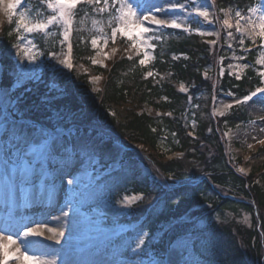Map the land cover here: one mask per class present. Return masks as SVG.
<instances>
[{
	"label": "trees",
	"instance_id": "trees-1",
	"mask_svg": "<svg viewBox=\"0 0 264 264\" xmlns=\"http://www.w3.org/2000/svg\"><path fill=\"white\" fill-rule=\"evenodd\" d=\"M32 3L35 9L45 8L41 0ZM253 3L254 0H215L217 20L223 18L220 9L247 11ZM84 15L78 12L70 38L72 68L57 63L53 69L49 63L39 81L16 91L15 119L0 106L1 121L10 120L17 126V121L23 120L29 127H43L47 132L61 129L69 133L63 135L66 145L90 150L100 159L110 155L114 142L128 148L125 159L130 164L142 155L158 181L149 186L133 178L130 184L135 192L142 191L145 196L134 206V213L121 222L146 216L151 237L147 248L165 251L168 239L183 232L201 230L203 237L207 229H198L199 222L206 220L219 240L218 246L213 242V251L207 255L214 259L209 264H264V187L259 184L264 171L261 175L238 172L224 141L228 127L247 123L249 117L241 107L232 108L226 116L213 115L214 98L219 94L233 92L244 97L260 84L254 64L258 50L246 54L250 67L242 79L228 73L218 76L219 60L228 56L224 46L226 30L218 22L221 37L216 45L195 33L170 29L158 35L150 66L142 67L138 57L129 59L123 54L103 68L92 65L91 39L96 34L110 35L107 16L95 17L99 22L93 23V15L82 19ZM192 23L197 26L196 19ZM15 27L16 20L3 25L0 53L13 45ZM34 36L45 59L53 53L59 59L65 57L67 46L60 45L58 33ZM119 44L124 46V40ZM173 55H183L185 59L174 60ZM52 59L53 56L49 62ZM0 66H4L0 69V90L9 89L14 84L10 61L1 60ZM148 72L153 75L147 76ZM97 75L102 76L100 89L92 91L91 79ZM182 83L188 92L180 91ZM53 84L61 90L52 89ZM146 106L152 109L150 114L145 112ZM193 120L197 122L195 136L189 134ZM165 130L175 137L165 140ZM162 143L166 148H160ZM260 150L264 151V147ZM174 152L180 157L167 159L166 155ZM159 176L169 183L184 182L170 188ZM242 212L251 216L249 228L234 224ZM230 213L235 217L227 222Z\"/></svg>",
	"mask_w": 264,
	"mask_h": 264
},
{
	"label": "rangeland",
	"instance_id": "rangeland-1",
	"mask_svg": "<svg viewBox=\"0 0 264 264\" xmlns=\"http://www.w3.org/2000/svg\"><path fill=\"white\" fill-rule=\"evenodd\" d=\"M29 1L30 0H21V5L17 7L16 15L12 17L11 21L17 20L18 13L25 10L26 6L32 9L31 14L33 18H39L37 13L47 15V10H36L31 4V1ZM9 2H11V0H0V30L3 24L10 21L9 15L6 11V6ZM132 2L134 5H143L139 11L144 14H148V9L153 5L167 6V0H132ZM171 3L184 4L187 11H180L177 9L175 11H169L166 14L155 13L157 17L176 20L177 23L182 25L178 30L184 31V27H188L193 31L186 32H194L198 34L200 30H203L206 32L219 33V36H201L206 39V41L217 40L218 42L221 37L218 22L220 23V26H222L223 20L225 18H230L233 28L227 29L224 27L223 29L227 30V32L232 31L235 39L229 38L228 35L226 36L224 46L225 52L228 56L227 58H220L216 71L218 72V76L221 77L226 73H229L232 77L241 79L250 67V64L246 60V56L241 52L244 50L248 41L254 46L258 45L261 47L259 37H256L255 43H253V39L248 36L247 32H245L243 37L240 34L235 33V20L231 19L234 16V10L232 8L221 11L223 18L217 20L216 6L212 7L210 0H171ZM202 4H204L212 16L215 17L212 23L203 22L202 18L192 11L193 6L200 7ZM257 5L259 6V14L264 15V0H256L252 4V7ZM243 15L251 17L253 21L256 20V17L248 11ZM195 18L198 19V24L197 28L194 29L191 22H193ZM242 24L245 28L253 26L251 22H242ZM145 26H149L147 21H145ZM150 27L157 28L155 25H151ZM167 29L173 28H157L155 36L161 34ZM50 32L52 36H56V33H59V31L55 29ZM13 34L15 38L14 43L7 52L0 53V61L5 58L10 61L9 69L11 76L14 78V84L11 88L2 89L0 91V106L6 114L11 115L12 113V117H15L16 112L13 111V108L17 88L26 86L29 83H34V81L41 77L44 70L48 68V65H57L59 62L57 59H52L51 62H49L53 56L52 54L45 59L42 51L36 43L34 34H28L29 38L34 39L37 49L42 53L34 63H29L28 60L20 54L18 47L14 46L27 43L26 40H18V35L23 34L22 30L21 33L13 31ZM147 35H152V33L146 34V38ZM104 36L105 35L101 34H96L94 36L98 38V44L95 48L91 45V50L94 52L92 58L96 61V63L92 62V65L105 66L113 61L115 56H118V53L127 51L132 55L139 56V59L143 58L145 51L148 53L150 59L145 65H141L142 67L150 66L154 61L155 48L148 47L147 45L155 44L156 40H147V44L140 46L139 55H137L138 49L131 47L132 41L128 40L127 37L121 36L120 33H117L115 41L113 42L111 35H107L108 43L105 45ZM60 38L62 39V36H60ZM241 38L244 39L243 47L239 44ZM120 39L125 40L126 44L121 46L122 48L119 52L116 47H112L113 44L118 43ZM229 44H231V47L228 46ZM125 47H127L128 50L125 49ZM260 49L261 50L258 51V56L255 62V71L261 78L259 73L264 72V63H258V61L264 60V54H262L264 53V48L261 47ZM179 58L185 59V56H172V59L174 60ZM0 69L3 70L4 66H0ZM212 70L213 72H216L214 68L210 67V71ZM101 79V76L92 78V91L100 89ZM260 81V87H264L262 78ZM181 85L187 89L185 84ZM52 89L55 91L61 90L57 84H53ZM242 99L243 98L235 96L233 92L223 93L215 98L213 102V112L217 117L226 116L231 112L232 108L238 106L247 114L249 121L235 127H228L225 131L224 141L227 146L228 154L238 172L244 173L245 175L252 172L261 175L264 171V151L260 150L264 147V93H258L255 97L245 103H236L237 100ZM227 105H232V107L228 108L226 107ZM221 111L223 112V115H220ZM145 112L150 114L152 109L149 106H146ZM2 123H4V121ZM4 124L8 127L7 122ZM20 125L28 126L25 121H19L18 126ZM191 125L193 131L197 130V122L195 120L191 122ZM51 134L57 137L56 147L59 155H57L52 161L51 166H45V168L36 172L37 174L42 175L37 182L36 180L38 177L35 176L36 173L23 175L22 173L17 172L13 175L10 169L5 167V149L3 144L0 143V178L2 180L0 181V193L3 188H6V191H10L13 186L15 188H19L20 186L18 191L21 189L25 190L28 195H33L34 200L36 199L38 201L39 199H44L46 200L45 202L53 206H58V211H52V214H54L52 216L50 215L51 218H54V215H57V220L54 225H48V229L49 227L57 230L62 229L64 231V239L61 238L59 244H52L50 240L51 236L45 238L44 236H39V238L33 237L34 240L36 238L44 242V245L38 246L35 254L39 255L43 252L46 255V258L54 260L55 264H69L72 260L74 262L72 261L73 263L70 264H117V262L121 260L134 261L135 264H140L141 261H143V264H154L155 261L162 260L164 264H168L170 256L172 264H205L201 254L206 256L209 255V253L213 251L215 246L214 243H217V246L219 243L214 231L211 230L212 228L209 226L210 223L206 220L199 222L200 227L198 229H207L203 237L201 236V230L186 234L184 232L183 234H177L173 238L168 239V242H170L169 250L168 253L163 256L159 254H151L147 257L144 256L142 252L144 244L141 245L139 250H137L138 254L133 253L132 250L135 249V245L140 238L144 239V243L146 242L148 231L146 224L143 226L141 225V222H144L143 219L134 223L119 222V219L122 216H125L132 211V208L136 203L142 201V198L136 199L131 206L125 207V197H143L142 194H144L142 191L135 192V187H132L130 182L133 181V178H136L137 181L143 185L151 186L158 181L153 174L151 167L143 161L144 157H142V155L135 158L134 162L130 164L129 160L125 159L126 148L124 145L121 142H114L110 155L106 159H100L98 154L91 152L90 150H76L71 146L63 144V135H68V132L62 133L61 130H55L51 132ZM163 135L164 139L175 137L174 135H171L168 130H165ZM160 148H166V144L162 143ZM169 155V153L166 155L167 159H171V156L174 157V155ZM241 169L243 171H241ZM159 177L165 185L169 184L168 187L170 188L176 187L178 183L184 182L177 181L169 183V181L163 177ZM259 178V184L264 187V176H260ZM73 179L75 182L69 184L68 181ZM93 187L95 190H92ZM123 189L126 190L123 191ZM16 198L19 199V197ZM64 213H67V215H64ZM179 213L181 214L179 217L182 218L184 216V214L182 215V210H180ZM233 217L235 216L230 213L225 221L228 222L232 220ZM234 220H236L234 224L242 225L246 228H249L252 222L251 216L243 212L239 217H235ZM36 225L37 223L34 224V227H36ZM20 231L23 232L22 229ZM4 234L12 235L13 239H16L18 242L20 239H23L22 235H13L9 229H7ZM43 235H45V232H43ZM119 236H126L125 244L130 245L131 252L126 257L120 254H107L104 252V246L106 243H109V241L114 240ZM182 245H185V247L182 248ZM196 246L202 250L195 251ZM63 247L67 249L64 253L60 251L63 250ZM57 248L61 249L57 250ZM57 251L59 255L55 256ZM29 254L33 253L30 252ZM212 260H214L213 257H208L207 263H210V261L212 262ZM249 263L253 264L252 261ZM9 264H15V262L12 261Z\"/></svg>",
	"mask_w": 264,
	"mask_h": 264
},
{
	"label": "snow or ice",
	"instance_id": "snow-or-ice-1",
	"mask_svg": "<svg viewBox=\"0 0 264 264\" xmlns=\"http://www.w3.org/2000/svg\"><path fill=\"white\" fill-rule=\"evenodd\" d=\"M41 3L47 10V15H41L37 13L39 18L32 17V9L25 7V10L18 13V19L16 20V27L14 31L22 33L18 35V40H26L27 43L24 45H14L18 47L20 54L28 60L29 63H34L39 55L42 53L37 49L33 38H29L28 34L42 35L44 37L50 36V29L55 26L59 29V35L62 39L59 40L61 46L66 44L68 53L72 51L71 35L74 31V24L76 23V17L78 12L83 11L86 19L89 15H93V23H98L95 17L107 16L108 25L111 28V39L113 42L120 33L121 36L127 37L128 40L132 41L131 47L137 48L139 55V48L143 44H147V40H158L160 37L155 36L157 28H173L180 29L182 25L177 23L176 20L158 18L155 13H167L169 11H187L184 4L171 3V0H167V6H156L153 5L148 9V14H144L139 11L143 5H134L132 0H41ZM212 7H215V0H210ZM21 5V0H11L6 6V11L9 15V20L16 15L17 7ZM192 11L198 14L205 23H212L215 17L209 12L208 8L202 4L200 7H192ZM224 11V9H220ZM247 11L252 13L256 20L253 21L251 17H246L242 14L241 10H234V16L231 19L235 20V33L240 34L242 37L245 32L248 36L253 39L259 37L261 41V47L264 48V15L259 14V6H248ZM145 21L148 22L149 26H145ZM242 22H251L252 27L245 28ZM115 25V26H114ZM151 25L157 26V28L150 27ZM222 27L232 29L233 24L230 22V18H225L222 22ZM258 28V31H257ZM184 31H193L188 27H184ZM100 32L103 33V28H100ZM152 33V35L146 34ZM200 36H219V33L206 32L200 30L198 32ZM227 35L229 38L235 39L232 31H228ZM108 38L105 34L104 44L107 45ZM212 45L217 44V40L208 41ZM98 44V38L94 37L91 39V45L95 48ZM241 47L244 45V39L239 40ZM148 47L155 48V44H148ZM231 47V44L228 45ZM264 54V53H262ZM53 58L58 59V62L63 64L65 67L71 69L72 64L70 57L65 56L63 59H59L57 53H53ZM132 57H129L131 59ZM243 58V57H241ZM150 59L148 53L145 51L142 59L139 60L140 65H145ZM96 63L95 60L92 61ZM258 63H264V60L258 61ZM231 67V66H230ZM152 72H148L147 76H152ZM264 83V72L259 73ZM239 78V77H237ZM98 79V78H97ZM180 91H187L181 85ZM258 93H264V87H257L255 91L251 92L250 95H246L242 100H237L236 103H245L255 97ZM226 107L231 108L232 105ZM223 115V112H220ZM0 143L4 146V164L5 167L10 169L14 175L17 172L23 175L35 174L38 170L45 168V166H51L52 161L57 155H59L57 145V137L44 130L43 127L36 129L26 125L15 126L9 129L4 123L0 122ZM241 171H243L241 169ZM75 180H69V184H73ZM142 197H125L124 206L129 207L136 199ZM67 215V213H64ZM22 225L9 224L4 229H0V264H9V261H14L15 264H55L54 260H49L46 255L35 254L38 248L37 241L30 240V237H38L43 235L42 225L37 223L36 227H24L23 232L20 231ZM9 228H15V234L22 235L23 239H13L12 235H5V230ZM47 231L53 233L55 243L59 244L61 238L64 236V231L57 229H47ZM144 244V239L140 238L133 249L134 254H138L137 250ZM182 248L185 245L181 246ZM33 254H29V253ZM122 255H124L122 253ZM117 264H135L134 261L121 260ZM143 264V261L140 262ZM154 264H164L161 261H155ZM168 264H172L171 256L169 257Z\"/></svg>",
	"mask_w": 264,
	"mask_h": 264
},
{
	"label": "bare ground",
	"instance_id": "bare-ground-1",
	"mask_svg": "<svg viewBox=\"0 0 264 264\" xmlns=\"http://www.w3.org/2000/svg\"><path fill=\"white\" fill-rule=\"evenodd\" d=\"M35 176L38 177L36 182L39 181L40 178L42 177L41 174H37V173L35 174ZM1 195H2L1 198L4 197L3 198L4 200H0V214H1V211L10 213V215L12 216L11 220L17 222V224L12 223V222L11 223L16 224V225H20V224L26 223V222L27 223H34V224L39 223L40 225L43 226L42 230H43V232H45L44 237L51 236L50 240H51L52 244H57V243H55V239L52 238L53 233L47 231L48 225L49 226L54 225L55 221L57 220V217H58L57 215H54V218L53 217L51 218V216L54 214V213L52 214V211L53 212L58 211L57 205L53 206V205L45 202L46 200H44V199L43 200L39 199L38 201L36 199L34 200V197L32 194L27 195V197H25V199L24 198L21 199L20 197H19V199H17L16 197H18L19 195H12V194L10 196L3 195V194H1ZM24 200H25V204H26L25 210L22 209L21 206L19 205V203L23 202ZM27 217H28V219H26ZM0 220H1V215H0ZM4 228H5V224H0V229H4ZM49 228L53 229L51 227H49ZM10 231L12 234H15V228H10ZM62 239H64V238H62ZM39 245H44V243H42L40 241ZM58 249L60 250L61 248H57V250ZM66 250L67 249H65L63 247V250H60V251H62L64 253ZM56 255L57 256L59 255L58 251L55 253V256ZM72 261H70L69 264L74 262V261L73 262ZM11 262L12 261L10 260L9 263H11Z\"/></svg>",
	"mask_w": 264,
	"mask_h": 264
}]
</instances>
